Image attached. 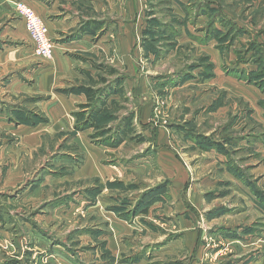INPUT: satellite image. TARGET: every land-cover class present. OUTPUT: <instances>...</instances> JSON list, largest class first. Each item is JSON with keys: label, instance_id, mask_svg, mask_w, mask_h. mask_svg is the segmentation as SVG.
Returning <instances> with one entry per match:
<instances>
[{"label": "rangeland", "instance_id": "374dc122", "mask_svg": "<svg viewBox=\"0 0 264 264\" xmlns=\"http://www.w3.org/2000/svg\"><path fill=\"white\" fill-rule=\"evenodd\" d=\"M104 5L103 2V8ZM14 10L21 18L16 8ZM134 12L135 37L150 34L148 23L158 21V39L153 37L147 43L139 38L133 47V54L127 60L120 52V48L124 47L122 43H117L118 49L114 51L101 50L94 59L88 58L92 64L104 68H91L95 70L94 76L81 77L72 87L94 85L106 90L109 85L115 84L120 87L121 96L103 111L115 116L110 120H98V127L85 129L87 131L79 135V141L76 136L85 130L76 129V125L79 121H86L90 113V108H83V105L72 114L76 121L71 130L54 132L52 130L56 126L52 124L42 127L51 136L43 133L35 145L33 141L20 140L21 135L16 134L20 131L9 123L16 126L47 123L48 115L41 101L48 99L50 94L22 92L15 82H11L12 74H15L13 71H17L11 67L5 76L0 77V114L6 116V126L10 128H2L0 120V155L2 159L5 156L0 164V233L4 234V237H0V264H58L49 259L45 252L39 249L33 251L35 239L32 231L35 228L31 226L48 230L53 244L64 243L65 250L69 247L67 252L73 258H81V253L87 254L84 256L89 264H94L92 261L97 258L96 252L103 264H115L138 262L143 251L151 249L154 252L152 248L158 249L160 244L152 243L158 237L140 231L136 236L140 245L136 249H140L139 252L128 251L115 256L109 251V220L105 219L103 211L101 213L93 207L96 196L108 183H100L94 178H80L78 171L88 155L83 142L98 144V137H93L97 131L103 132L98 135L102 138L118 130L119 136L123 135L120 136L122 142L124 138L127 139L125 145L114 152L121 163H128L133 157L139 158L144 153L150 154L151 163L159 169L158 173L152 174V182L164 184L166 196L180 195L186 209L192 208L189 206L193 197L191 184H197L195 191L199 192L201 198H206L208 193H212L211 198L213 194H227L225 198L210 203L209 207L213 209L227 204L228 200H234L236 204L244 203L243 198H239L241 191L233 188L242 181L259 188L264 199V156L257 153L256 145L257 142L264 144V86L255 83L264 77L257 78V81L252 78L256 70L264 68V0H134ZM112 14L108 10L100 11L98 16L107 19ZM137 20L147 21L144 31L142 25L137 30L139 34L136 33ZM3 21L0 19V26ZM206 31H209L207 41L204 39ZM112 68L115 72L111 74ZM205 68L211 76L202 74ZM246 73L251 78L246 77ZM100 75L106 81L102 82ZM184 75L186 77L181 80ZM127 78L133 80H128L129 85ZM127 90L128 94L131 92L128 96L125 94ZM56 91L64 92L62 89ZM15 107L35 114L37 119L42 118L43 121L35 125L27 123L23 116L14 111ZM78 112H84L81 120L76 115ZM127 116L132 120L125 119ZM40 127L39 131L44 130ZM196 140L203 145L214 144V151L205 155L203 151L206 148H192ZM162 147L167 152L166 172L163 174L158 165L157 151H161ZM210 160L215 162L205 168L204 165ZM224 161L229 164L228 172L224 169ZM196 163L202 166L195 167ZM15 164L21 166L22 178L6 179L9 169ZM259 164H262L261 169H255ZM15 174L19 177V174ZM175 174L180 175L177 179L186 177L183 187L176 186ZM157 176L160 180H156ZM149 179L147 175L141 177L144 185L146 182L151 184ZM129 181H117L112 193L123 199L114 205L116 207L107 205L106 208L119 218L122 210L130 206L132 200L128 198L138 192L135 191L138 186ZM243 185L247 188L245 183ZM78 192L85 193L86 203L80 195H76ZM140 195L136 196L139 198ZM75 197L80 202H74L72 199ZM202 205L205 206L204 203ZM36 214H39L38 218ZM157 219L165 223L169 221L167 215H160ZM170 225L171 230L178 231L177 226ZM223 227L224 220L212 222L206 212L199 209L197 222L193 226L197 234L190 240L183 233L179 255L172 256L174 260L169 257V261L167 257L158 258L154 264H188L191 260L197 264H237L252 256L258 247L264 246V233L244 239L226 236ZM172 235L167 237L171 238ZM245 244L248 245L247 250H252L250 253H244ZM190 246H196V250L190 252ZM34 252L36 254L32 256ZM135 257L139 260H121ZM259 261L250 264H262Z\"/></svg>", "mask_w": 264, "mask_h": 264}, {"label": "crops", "instance_id": "0c3cea01", "mask_svg": "<svg viewBox=\"0 0 264 264\" xmlns=\"http://www.w3.org/2000/svg\"><path fill=\"white\" fill-rule=\"evenodd\" d=\"M24 1H26L28 5L44 20L48 28L49 36L54 43L53 57L48 61H40L37 59L34 53V42L27 32L23 20L18 18L15 13L14 9L17 0H0V19L4 20L0 26V77L5 76L7 70L11 67L13 70H17L13 71L15 74H12L13 77L11 78V82H15L22 92L50 94L48 99L41 101L42 108L48 115L49 121L47 123H40L37 126H16L14 123H9L14 126V129L20 131L16 133L19 136L21 135L20 140L25 142L33 141L32 144L35 145L36 142L39 141V138L41 139L43 133H45L44 135L47 134L51 136V134L45 132L46 129L42 127L54 124L56 126V128L52 130L54 132L71 130L76 121L75 117L72 115L73 112H75L79 106L89 102L87 100L88 97L84 93L78 94L56 91V89H70L79 78L86 77V75L91 77L94 76L95 70L92 69H94L93 67H96V65L94 63L92 64L88 58L94 59L99 55L98 52L101 50L110 49L109 51H114L118 49L117 43H122L124 47L120 48V52L127 60L130 55L133 54V47L135 43L137 44L139 38L144 39L147 43L150 42V39L153 37V39H158L160 28L154 22L152 24L148 23V26L150 27L148 33H151H145V35L140 34L135 37L134 0ZM103 2L105 3L104 8L102 7ZM106 9L109 12H113L110 18L104 19L98 16L100 11L107 12ZM138 11L140 12L141 10ZM119 14L121 15L120 18H118ZM152 17L156 16L152 15ZM144 21H136V23L138 22V27L136 28L137 34H139L137 30L141 25L143 27L142 31H144L147 22L146 20ZM85 26L86 29H83ZM152 34H155L156 36H151ZM128 80L129 82H133L132 79L127 78V85H129ZM132 85L133 84H131V87ZM119 88L116 86L111 88L112 93L106 98L109 105L120 98V93L116 91ZM125 89L124 92L126 91ZM130 90H132V88H130ZM125 94L128 96L131 92L128 94L127 90ZM0 120L3 123L2 128L6 130V116L1 115ZM39 126L44 130L39 131ZM87 130L82 131L76 136L77 141H79V135L85 133ZM126 142L127 139L124 138L123 142L117 147L104 146L92 142H83L86 146L88 155L87 157L85 156V159L78 168V171L81 173L79 174V177L83 179L94 178V180L96 179L100 183L105 184L117 181L128 183V181L131 180L135 186H138L137 189H135V191H138L136 192V195L142 194L145 190L157 186L160 182L158 181V184L157 182H152V174L155 175L158 173L157 171H159V169L151 163L152 160L150 154L144 153L139 158L133 157L128 163H121L119 158L114 154V152L118 151ZM80 145L82 146L81 143ZM193 145L192 148H196L197 150L200 148H206L207 150L203 151L205 152V155L207 152L214 151L213 146L203 145L200 140H196ZM256 145H258L257 153L264 156V144L257 142ZM20 150L23 149L21 148ZM28 150H31V148L29 147ZM157 151L158 165L161 166L163 174V172H166L165 158L167 152L163 147L161 148V151L160 149ZM103 155H105L104 158H102ZM168 155H170L169 152ZM18 156H20V153ZM222 156L224 155L222 154ZM1 157L2 155H0V164L3 162L5 156L3 155V159ZM220 160L223 161V159ZM214 162L215 160H210L204 165L205 168L211 167L210 165ZM225 164L221 165L225 166ZM227 164L224 168L226 172L229 171V164ZM201 166L202 165L199 163H196L195 165V167ZM261 167L262 164H259L255 169L258 170L261 169ZM20 168L21 166L19 164H15L9 169L6 179L14 177L16 180L18 178V180H20L22 178L20 176L22 173H20ZM173 172L175 173V170H173ZM177 172L178 171H176V174ZM15 173L19 174V177ZM176 174L175 179L178 183L176 186L183 187L186 183V177L184 178L181 176L180 179H177V176L180 175ZM146 175L150 177L149 182L151 184L146 182V185H144L142 183L141 177ZM156 180H160V178L157 176ZM243 182L250 190L244 187ZM214 183L217 184L218 182L214 181ZM236 183H233V186H236L234 185ZM240 183L241 182L237 184L239 187L237 186L233 188L241 191L238 194L239 198H243L244 203L236 204L234 200H228L227 204L218 205L214 209L210 208L209 205L213 200L225 198L227 194L225 192L218 193L217 195L213 194V198H211L212 193H208L206 194V198H201L199 192L195 191L197 184H191V192L193 194V197L189 201V206L192 207L191 209L185 208V204H183L184 202L180 195L166 196L165 194L150 204L146 212H138L128 218L123 216H120L121 218H119L116 213L112 212V210H106L107 205H117L120 203L121 199H123L122 196L117 197V194L112 193L114 190L113 187L109 186L108 188L107 184L105 189H102L99 195L96 196L94 201L95 205L93 207L99 209L101 213L104 212L105 219L109 220V223L107 224V227H109L110 230L108 231L109 235H107L109 238L108 249L112 255L119 256L128 251H133L134 253L139 252L140 249H136L140 246L136 240V236L141 232H144L146 235H156L158 240L152 243L160 244L158 249L152 248L154 252H152L151 249H148L145 252L143 251L141 259L138 262H118L115 264H154L156 259H166V257L168 261L170 259L174 260V257L172 256L179 255L178 252L181 250V235L184 233L186 234L185 236L189 237L191 240L197 234V231L193 226L197 222L199 209L202 210L203 213L206 212V216H208L212 222L224 220L225 227H223V231H225L224 234L226 233V236H234L244 239L258 237V235L264 233V203L257 195V192L262 191L259 188H256L255 185L247 183V181H242V185ZM252 187H254L255 190ZM76 195H80L81 199L85 201V203L87 202L85 193L78 192ZM136 195L128 198L132 201L127 210H131L132 205L137 201L138 197ZM72 200L74 202H80L77 197ZM202 203H204L205 206L202 205ZM157 215H167L169 217L168 223H165L164 220L161 221L160 219H157ZM35 217L38 218L39 214H36ZM238 221L240 222L237 223ZM160 223H162L161 226H159ZM170 224H173L174 227L177 226L178 231L175 232L174 230H171ZM31 228H35L32 231V235L35 239L32 246L33 251L39 249L40 251L45 252L46 256H49V259L51 258V260H55L58 264H89L88 262L86 263V257L84 256L87 254L81 253L83 254V258L79 257L76 259L67 252L69 247H66L65 250L64 243L53 244L51 233L44 227L38 229V226H31ZM102 230L103 229H99V231ZM168 232H170L169 234L173 233L171 238L167 237V235H169ZM2 235L4 237V234L0 233V237ZM102 235L106 236L104 233ZM152 243H149L148 245ZM247 247V244L243 245L244 253H250L252 251L247 250ZM193 250H196V246H190V252ZM256 250L257 251L253 253L252 256H247L243 260L237 262V264H250L254 261L257 263L258 260H261L259 262L264 264V255H260L261 253H264V246H260ZM258 253L259 255H257ZM35 254L36 253L34 252L31 255L33 256ZM95 257L97 258L92 261L94 264H103L102 261H100L101 257H99L98 252H96ZM169 257L172 258L168 259ZM191 261H189L188 264H197V262ZM19 264H21V262H19Z\"/></svg>", "mask_w": 264, "mask_h": 264}, {"label": "trees", "instance_id": "16d2710c", "mask_svg": "<svg viewBox=\"0 0 264 264\" xmlns=\"http://www.w3.org/2000/svg\"><path fill=\"white\" fill-rule=\"evenodd\" d=\"M153 21L156 22L157 20L154 18ZM155 24L156 25H160L158 21ZM83 29H86V26L83 27ZM204 39H206V41L209 39V31H207V34H206V36H204ZM96 67L99 68V69L104 68V66H101V65L100 66H96ZM114 72H115V70L113 68L110 69V73L111 74L114 73ZM202 74H204L205 76H208L209 74H210L209 76L212 75L210 72H208V70L206 68L202 72ZM246 74H247L246 77L251 78L248 73H246ZM186 75H190V74H186ZM186 75H184L180 79L183 80V78H185ZM263 77H264V68H262L261 70H256L253 73V76H252V78H255L254 81H257L256 80L257 78H263ZM100 78H101L102 82L106 81V79L102 75H100ZM171 82H173V81H171ZM255 83H257V85L262 87V86H264V79L259 81V82H255ZM114 86L118 87L117 85L112 84V85H109L108 86L109 88H107L105 90V89H102L100 87L96 88L94 85L93 86L92 85H87V86H80V87H72L70 89H64L63 90L65 92H69V93H78V94L79 93H84L89 99V103L83 105V108H87V107L90 108L89 116H88L86 121H84V122L83 121H79V123L76 125V129L85 130V129L89 128V127L90 128H94L95 126L98 127V125H99L98 120H101V119L110 120L111 118H113L115 116V115L114 116L113 115L112 116L111 115H107V114H104V112H103L106 108H110V105L107 103L106 98L108 97L109 94L112 93L111 88L114 87ZM119 90L120 89H117L116 91L120 93ZM113 104H114V102H113ZM14 111H16L17 114H20L21 116H23V120H25L27 123L35 125V124L39 123L40 121H43L42 118H38L37 119L35 114L31 115V113H27L25 110H23L21 108H16ZM101 114H104L105 118L101 117ZM76 115L78 116V119L81 120L82 117L84 116V112H78ZM21 116H19V117H21ZM125 119L132 120L128 116ZM125 119H124V121H125ZM25 121H24V123H25ZM17 122H19V121H17ZM123 123L125 125H127L125 122H123ZM118 129H120V127ZM117 131L114 134H111L109 136L105 135V137H102V138L99 137L98 135H100L103 132L102 131H97L96 133L93 134V137H98V144H101V145H104V146H110V147H117L122 142V138H120L119 133H118L119 131L118 132ZM212 145H214V144H212ZM212 145H209V146H212ZM116 183H118V182L108 183V186L114 187L116 185ZM132 187L133 186L131 185V188ZM262 193L263 192H257L258 197L261 198L262 197L261 196ZM165 194H167V190L165 189V185L164 184H159V185H157V186H155L153 188H149V189L145 190L144 192H142V194L137 199L135 204L132 205V209L131 210H127V208L124 207L125 209L122 210L121 216L128 218L130 216H133V215L137 214L138 212L139 213L146 212L148 210V207H149L150 204H152L155 200H157L158 198H160L162 195H165ZM261 199H262V202L264 203V199L263 198H261ZM113 207H116V206H113ZM121 209H120V211H121ZM139 258H140V256H139ZM139 258H137V257H135L133 259L124 258V259H121V260H122V262H129V261L132 262V261L139 260Z\"/></svg>", "mask_w": 264, "mask_h": 264}, {"label": "built area", "instance_id": "2783aa9c", "mask_svg": "<svg viewBox=\"0 0 264 264\" xmlns=\"http://www.w3.org/2000/svg\"><path fill=\"white\" fill-rule=\"evenodd\" d=\"M15 8L34 42L35 56L41 59H52L54 43L49 36L44 20L24 0H17Z\"/></svg>", "mask_w": 264, "mask_h": 264}, {"label": "bare ground", "instance_id": "6f19581e", "mask_svg": "<svg viewBox=\"0 0 264 264\" xmlns=\"http://www.w3.org/2000/svg\"><path fill=\"white\" fill-rule=\"evenodd\" d=\"M24 22V21H23ZM25 25V24H24Z\"/></svg>", "mask_w": 264, "mask_h": 264}]
</instances>
